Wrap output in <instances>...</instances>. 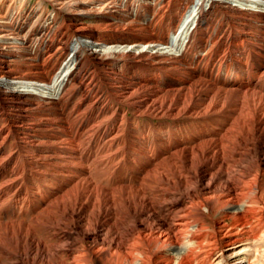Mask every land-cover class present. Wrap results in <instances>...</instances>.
I'll return each mask as SVG.
<instances>
[{
    "label": "bare ground",
    "instance_id": "1",
    "mask_svg": "<svg viewBox=\"0 0 264 264\" xmlns=\"http://www.w3.org/2000/svg\"><path fill=\"white\" fill-rule=\"evenodd\" d=\"M243 241L263 264L264 0H0V264Z\"/></svg>",
    "mask_w": 264,
    "mask_h": 264
},
{
    "label": "rangeland",
    "instance_id": "2",
    "mask_svg": "<svg viewBox=\"0 0 264 264\" xmlns=\"http://www.w3.org/2000/svg\"><path fill=\"white\" fill-rule=\"evenodd\" d=\"M35 0H29L30 3H33ZM248 246V247H247ZM249 244H245V241L237 243L235 245L229 246L225 248L222 252H218L215 257V261L219 262L218 264H244L243 257H249L251 255V248H249ZM264 248V247H261ZM241 249V253L237 256L228 257L227 260L224 258L231 252ZM237 258L236 260H234ZM261 262L264 264V255L261 258Z\"/></svg>",
    "mask_w": 264,
    "mask_h": 264
}]
</instances>
